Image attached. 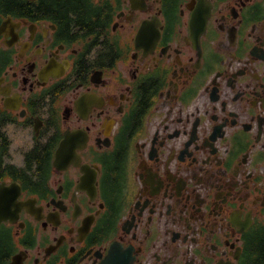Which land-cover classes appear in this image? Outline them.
I'll return each instance as SVG.
<instances>
[{"label": "flooded vegetation", "instance_id": "flooded-vegetation-1", "mask_svg": "<svg viewBox=\"0 0 264 264\" xmlns=\"http://www.w3.org/2000/svg\"><path fill=\"white\" fill-rule=\"evenodd\" d=\"M44 2L0 1V264H264V0Z\"/></svg>", "mask_w": 264, "mask_h": 264}, {"label": "trees", "instance_id": "trees-1", "mask_svg": "<svg viewBox=\"0 0 264 264\" xmlns=\"http://www.w3.org/2000/svg\"><path fill=\"white\" fill-rule=\"evenodd\" d=\"M2 1V0H0ZM5 1V0H4ZM44 4L40 6H31L34 7L37 13H52V14H60L67 21L73 19L75 25L84 24L87 28L91 25L90 18H86V15L83 13V8H87L88 5L86 0H44ZM7 5V2H4ZM88 9V8H87ZM69 24V23H66ZM86 30V29H85Z\"/></svg>", "mask_w": 264, "mask_h": 264}]
</instances>
